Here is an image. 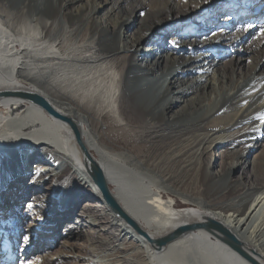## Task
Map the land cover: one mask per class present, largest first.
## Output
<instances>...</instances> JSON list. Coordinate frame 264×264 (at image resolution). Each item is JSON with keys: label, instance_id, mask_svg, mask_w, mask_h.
Listing matches in <instances>:
<instances>
[{"label": "bare ground", "instance_id": "obj_1", "mask_svg": "<svg viewBox=\"0 0 264 264\" xmlns=\"http://www.w3.org/2000/svg\"><path fill=\"white\" fill-rule=\"evenodd\" d=\"M206 2L0 0V264H253L218 229L157 245L209 220L264 264V74L216 76L213 50L241 16L231 0L180 31ZM190 184L196 207L162 194ZM10 226L31 230L20 247Z\"/></svg>", "mask_w": 264, "mask_h": 264}, {"label": "rangeland", "instance_id": "obj_2", "mask_svg": "<svg viewBox=\"0 0 264 264\" xmlns=\"http://www.w3.org/2000/svg\"><path fill=\"white\" fill-rule=\"evenodd\" d=\"M231 0H208V3L206 2V6L202 8L201 11H198L195 13L191 18L190 21L187 22L182 26L180 31L183 30L184 27H190L193 25V23H197L198 21L205 22L207 18H210L211 15L215 12H217V9L219 8H228L229 3ZM237 3L234 5L235 11H237L238 15H240V18H237L234 22H229L227 25L229 28H227L228 33L226 34L228 38L226 40H223L222 43H219L217 45L212 54L214 62H216V67L214 70H216V76L217 74L221 76L224 73L228 74L229 76H233V78H238L239 76H246L247 74L253 73L256 75H263L264 74V0H236ZM234 3V4H235ZM126 13L123 12L122 16H125ZM203 15H205L203 17ZM216 15V14H215ZM228 16V13L223 12L222 15L218 16L220 20H222ZM201 17H203L201 19ZM213 17V16H212ZM211 17V18H212ZM219 20V21H220ZM223 22V21H222ZM204 24V23H203ZM220 24L221 23L220 21ZM156 28V27H155ZM158 26L156 30V34H154V37L160 36V33H158ZM235 33L240 34L243 36V46H239L238 50H231L227 46L231 43L230 37H232ZM171 35V34H170ZM170 35H164L163 40H166L169 38ZM204 37V36H201ZM241 47V48H240ZM243 48V49H242ZM186 53V52H185ZM184 53V55H186ZM202 53H207V51H203ZM240 58V59H238ZM224 72V73H221ZM233 72V74H232ZM232 74V75H230ZM226 78L224 79V82H226ZM214 91H211L213 93ZM210 94V92H209ZM206 102L208 99L205 100ZM261 120L258 121V125L260 124ZM264 128V125L261 126V129ZM263 132V130H262ZM255 131L252 133L250 138L247 140V143L252 141L254 144L256 142ZM217 146H214L210 149L208 154L206 155V159L209 160V158H212L213 161L217 159V156H214L215 150ZM227 164V163H226ZM217 165H214L212 167V171L217 169ZM239 172L236 171V174ZM241 174L247 179V175H251V173L248 171V169L241 170ZM249 180V179H248ZM264 181V176L260 175L258 177V182ZM179 189L186 190L188 193V198L182 197L178 194H175L174 192L167 191L166 193H162L165 198H168V196H171L174 199V206L175 207H196L197 204L194 202L197 200V197L200 196V187L199 184L196 185H186V186H180ZM198 191V192H197ZM187 199V200H185ZM22 202V201H21ZM7 212V211H6ZM2 214V213H0ZM1 216V215H0ZM3 216V215H2ZM3 219V217H0V219ZM12 222V219L10 220ZM29 225L33 223V221H29ZM30 229L24 233L16 232L13 233L12 226H10V231L8 233L10 234V238L14 240V244L17 247H20L23 243L24 238L29 235ZM60 229L57 228L56 231H53V234L57 235L59 234ZM14 234V235H13ZM12 235V236H11ZM53 235V236H54ZM53 242V237H51L50 243ZM50 250L52 253H56L58 251V246L53 242L51 244ZM29 256H24L23 259H20V257H14L9 264H20L25 263L29 258ZM45 264H61L59 261H52V262H46ZM70 262H67L66 264H69Z\"/></svg>", "mask_w": 264, "mask_h": 264}, {"label": "water", "instance_id": "obj_3", "mask_svg": "<svg viewBox=\"0 0 264 264\" xmlns=\"http://www.w3.org/2000/svg\"><path fill=\"white\" fill-rule=\"evenodd\" d=\"M33 102L39 104L41 107H43L46 111H48L50 114L55 115L57 117H60L62 119H64L65 117L61 116L54 108L53 106L43 97L37 95V94H32L28 96ZM92 170H93V177L95 178L96 182L99 184V186L103 189L104 194L107 197V201L110 203V205L116 209L117 211H120L118 205L116 204V202L114 201V199L110 196L109 194V190L105 184L104 178L100 173V170L98 168H96L95 164L93 163L92 165ZM126 220L129 221V223H131L132 225L135 226V223L130 219L125 217ZM195 227H204L205 229L208 230H213V229H218L227 239V242L229 243L230 246L236 248V250L241 253L242 255H244L245 257H247L253 264H258L255 260L251 259L249 256H247L240 248L237 243V241L231 237L227 231H225L222 227H220V225L215 222L214 220H209L208 222L205 223H196V224H190V225H184L181 226L177 232H175L172 235H167L166 237L158 240V244L159 246H163L164 244H166L169 240L173 239L174 237H176L177 235L181 234L183 231H187L189 229H193ZM151 241V240H150Z\"/></svg>", "mask_w": 264, "mask_h": 264}, {"label": "snow or ice", "instance_id": "obj_4", "mask_svg": "<svg viewBox=\"0 0 264 264\" xmlns=\"http://www.w3.org/2000/svg\"><path fill=\"white\" fill-rule=\"evenodd\" d=\"M29 207H31V205H29Z\"/></svg>", "mask_w": 264, "mask_h": 264}]
</instances>
